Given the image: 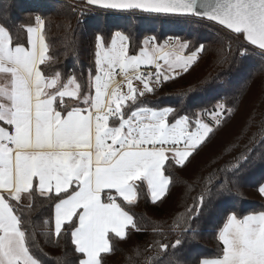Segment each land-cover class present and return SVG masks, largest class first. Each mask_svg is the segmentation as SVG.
Wrapping results in <instances>:
<instances>
[{
	"label": "snow or ice",
	"instance_id": "1",
	"mask_svg": "<svg viewBox=\"0 0 264 264\" xmlns=\"http://www.w3.org/2000/svg\"><path fill=\"white\" fill-rule=\"evenodd\" d=\"M84 2L129 13L206 19L217 30L221 62H258L237 82L231 100L235 107L218 100L211 109L189 114L171 106H147L140 98L188 73L206 51L203 44L178 38L161 44L150 36L137 54H130V35L98 33L94 69L86 78L74 72L65 77L53 70L43 17L36 15L20 26L0 18V264H45L25 215L37 194L53 209L43 221L45 242L64 249L55 264H109V254L120 243L146 231L129 206L142 194L156 206L168 199L174 171L187 169L211 143L227 123L224 117L239 110L257 76L264 96V0ZM67 26L71 28L70 22ZM142 66L154 70L142 72ZM254 153L264 161V118L226 162L229 166L216 169L232 178L214 179L210 172L185 185L191 203L154 225L153 239L129 264H188L178 253L185 238L195 234L193 224L206 200L238 189L240 168ZM197 185L200 191L191 196ZM258 194L264 198V181L258 182ZM216 238L220 254L195 264H264V211L243 216L227 212Z\"/></svg>",
	"mask_w": 264,
	"mask_h": 264
},
{
	"label": "trees",
	"instance_id": "2",
	"mask_svg": "<svg viewBox=\"0 0 264 264\" xmlns=\"http://www.w3.org/2000/svg\"><path fill=\"white\" fill-rule=\"evenodd\" d=\"M96 10L94 13L79 14L62 0H0V18L7 17L10 25L26 24L36 15L46 20L45 40L49 55L54 60L53 70L60 71L65 77L74 72L78 77L86 78L88 70L94 69V37L98 33L105 37H110L115 31L130 35L133 43L130 54H137L143 40L150 36H156L160 43L180 38L197 46L203 44L206 51L201 53L202 58L188 73L157 85L154 93L140 98L151 107L171 106L189 114L202 108L211 109L218 100L227 101L226 107H235L231 100L237 93V82L242 83L258 62L256 59L246 63L221 62L223 56L217 52L221 47L217 30L197 17ZM224 48L226 52V44ZM261 79L256 77L238 105L239 110L224 117L227 123L219 127L211 143L196 156L193 163L183 171H174L171 195L162 205H153L150 198L142 194L129 206L134 219L146 231L134 232L131 240L120 243L118 250L109 254V264H129L136 251H142L146 243L153 239L154 225L169 221L173 214L183 211L185 203H191L185 185L201 176L206 177L210 172L215 173L214 179L232 178L216 169L229 166L226 162L231 161L250 135L259 129L264 118ZM236 179L238 189L206 200L204 212L193 224L195 234L185 238L178 253L188 264L220 254L216 235L227 212L236 211L243 216L264 211V198L258 194V182L264 181V161L257 159L254 153L253 158L242 165ZM199 191L197 185L196 191L190 195L195 196ZM42 200L37 194L30 202L32 209H25V215L30 217L29 230L36 232L37 242L43 250L37 254L45 264H55L64 249L45 242L43 221L52 217L53 209L43 204ZM134 245H138L139 249H134Z\"/></svg>",
	"mask_w": 264,
	"mask_h": 264
},
{
	"label": "built area",
	"instance_id": "3",
	"mask_svg": "<svg viewBox=\"0 0 264 264\" xmlns=\"http://www.w3.org/2000/svg\"><path fill=\"white\" fill-rule=\"evenodd\" d=\"M62 1H66L67 3H69L72 7V10L74 12L79 13V14L94 13L97 11L96 10L97 7L88 6L85 4L84 1H75V0H62ZM103 10L108 11L107 9H103ZM201 20L211 26V24L206 19H201ZM174 39H177V38H174ZM153 70H154V67L148 66V67H143L142 72H149V71H153Z\"/></svg>",
	"mask_w": 264,
	"mask_h": 264
},
{
	"label": "rangeland",
	"instance_id": "4",
	"mask_svg": "<svg viewBox=\"0 0 264 264\" xmlns=\"http://www.w3.org/2000/svg\"><path fill=\"white\" fill-rule=\"evenodd\" d=\"M143 67L144 66L141 67L140 71H142ZM137 84H139V82L138 81H134V85H137ZM141 87H142V85H141ZM125 91H126V89H125Z\"/></svg>",
	"mask_w": 264,
	"mask_h": 264
},
{
	"label": "water",
	"instance_id": "5",
	"mask_svg": "<svg viewBox=\"0 0 264 264\" xmlns=\"http://www.w3.org/2000/svg\"><path fill=\"white\" fill-rule=\"evenodd\" d=\"M75 1H84V0H75ZM96 7V6H94ZM97 8H100V7H97ZM103 9V8H102ZM107 10H110V9H107ZM118 11V10H117ZM149 14V13H148ZM179 16H185V15H179ZM189 17H193V16H189Z\"/></svg>",
	"mask_w": 264,
	"mask_h": 264
},
{
	"label": "crops",
	"instance_id": "6",
	"mask_svg": "<svg viewBox=\"0 0 264 264\" xmlns=\"http://www.w3.org/2000/svg\"><path fill=\"white\" fill-rule=\"evenodd\" d=\"M179 40L183 41V40H182V39H180V38H179ZM45 42H46V40H45ZM164 42H165V41H164ZM164 42H162L161 44H163ZM144 67H145V66H144ZM65 99H67V98H65ZM30 202H31V201H30ZM118 202H119V201H118Z\"/></svg>",
	"mask_w": 264,
	"mask_h": 264
}]
</instances>
